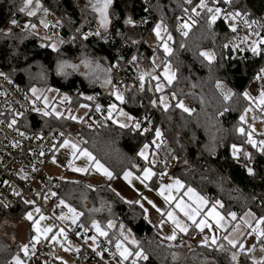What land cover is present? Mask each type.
I'll use <instances>...</instances> for the list:
<instances>
[{"label": "trees", "instance_id": "1", "mask_svg": "<svg viewBox=\"0 0 264 264\" xmlns=\"http://www.w3.org/2000/svg\"><path fill=\"white\" fill-rule=\"evenodd\" d=\"M113 1L116 20L105 41L101 35L97 37L99 26H95L94 20L84 17L75 0H39V7L36 0H32L26 8L24 0H0V73L10 77L31 97L41 101L40 96L33 95L32 89L54 88L60 94H66L70 104L76 107L82 103L92 104L93 99L88 97L100 94L108 86L114 77L109 64H114L119 59L118 55L122 60V64L118 65L124 66L126 78L137 84L140 72H129L128 61L134 51L140 53L145 45L140 44V40L153 29L154 18L147 13L144 0ZM127 6L134 9L133 21L137 27L132 29L135 30L132 34L125 33V29L129 30L124 22ZM195 7L194 1L189 3L187 0H162L158 7L160 20L167 27L165 34L170 33L172 37L169 40L172 51L168 54L176 72L172 83L160 94H153L148 82L150 77L145 72L140 73L145 80L140 91L148 101L152 102L155 95L166 91L170 95L171 104L166 109L159 107L165 118L125 86L122 107L134 118L141 117L144 125L150 124L149 130L145 132L142 126L133 130L135 121L128 127H121L107 114L92 128L80 129L81 147L106 164L115 176L127 169L140 173L147 163L139 152L144 144L152 141L156 129L160 128L163 146L159 151L166 160L152 164L156 173L150 184L156 187L161 183V172L171 166L172 160H176L179 168L174 173L183 182L184 188L192 187L211 201L218 200L224 213L236 214V221L246 208L256 210L247 197L257 198L264 208V152L259 150V144L253 147L248 143V131L243 134L237 131L243 126L240 117L244 109L253 104L254 99L248 89L264 62V43L256 44L260 49L258 55L251 51L253 43L262 36L251 38L254 41L247 40L248 29L244 21H251L256 13L264 11V0H233L234 10L242 14L238 17L242 23L235 31L222 20L209 25L207 10L200 9L199 15H196L192 12ZM22 8L25 10L21 11ZM28 11H33L34 15L29 16ZM22 16L28 17V27L17 26ZM51 17L54 20L48 23ZM140 18H144L145 24L138 23ZM13 19L17 21L12 24L14 28L4 32V26L11 24ZM182 19L191 24L187 35L177 30L178 25L185 22ZM41 21L52 28L50 34L58 37V46L53 45L50 37L32 29L33 24L43 28ZM93 28H97L94 33ZM255 30L261 31V27ZM129 37H133L134 41L126 40ZM149 48L146 47L147 57L153 53ZM83 49L89 53L88 57L83 54ZM201 52L213 53L214 59L209 61ZM86 58L92 63L86 73H81L79 65L83 69ZM61 63L64 67L59 69ZM218 81L220 87H217ZM245 91L250 99L243 95ZM181 100L197 107L184 111L177 106ZM71 117L67 113L57 116L38 111L18 116L16 125L25 132L43 134L57 126L66 129L75 127L78 121ZM259 137L264 140V132ZM233 144L239 149L247 146L243 150L250 154L249 166L242 165L238 153L233 155ZM178 156L180 160L175 158ZM204 156L210 158L211 163ZM248 168L253 169L251 174ZM76 176L77 179L53 178L59 198L81 214L75 231L82 229L86 233L84 237H87L95 232L92 222L96 221L107 230L104 239L115 244L130 230L138 243H129L133 255L126 261L134 258L137 264H264V260L253 261L249 252H241L233 260L238 246L228 244L223 237L216 245L193 248H187L178 241H168L145 218L144 207L119 196L109 179L92 185L88 181L89 172ZM21 204L11 214L16 213ZM109 221L114 222L113 227H109ZM20 249L18 244L5 245L0 238V264L12 262V257ZM141 250L147 259L134 256L136 251ZM45 264L66 263L49 259Z\"/></svg>", "mask_w": 264, "mask_h": 264}, {"label": "rangeland", "instance_id": "2", "mask_svg": "<svg viewBox=\"0 0 264 264\" xmlns=\"http://www.w3.org/2000/svg\"><path fill=\"white\" fill-rule=\"evenodd\" d=\"M91 1H93V0H75L76 4L80 8V10H82L84 13H87L88 11H91L90 9L94 8L93 5H95V4H93V2L91 3ZM109 8H110V5L108 6V12L110 11L111 16H113V13L111 12V9H109ZM51 20H54V18L52 17ZM138 23H140V22L138 21ZM157 23H161L163 26H166L163 20H158L155 24H153V26L155 27ZM8 25L9 26H6L3 28L4 32H6V33L10 32L14 28L12 24H8ZM26 25H29V23L27 22ZM33 25H35L34 28L32 27V29L34 31L38 32L42 36L50 37L52 42L54 41L53 45H55V47L59 45L60 41H59L58 37L53 35L54 33L50 34V32H53L52 28H50L49 26L40 28L36 24H33ZM163 36H164V38H163ZM161 37L163 39L158 40L153 29L151 30V32H147L140 40V44L144 43L145 45L142 47L140 53H138V55H136L137 59H138V57L143 58L145 60L148 59L146 47H150L157 54L159 53V50H161V52H162L164 50V48L162 47V44L164 41H166L168 44V47L171 48V46L169 44V40L167 39V35L165 34L164 31H161ZM249 39L254 41V39L247 37V40H249ZM260 39L261 38L257 39L256 42L260 41ZM259 44L260 43H257V45H259ZM84 50L85 49H83V54L86 55L85 57H88L89 53L85 52ZM157 54L153 55L154 56L153 60L155 62L158 61V59H159L157 57ZM165 54L166 53L164 52V55ZM165 60H167V65L169 66V73H174V78H175L176 72H175V69H174L172 62L168 58H166ZM84 63H85V65L84 64L82 65L84 67L83 69L81 68V65H79V68L81 70L78 68V70H80L81 73H86V71H88V66L92 63V61H90L88 58H86ZM109 65H110L109 66L110 68H112V66H116L114 64H109ZM164 71H165V67H164ZM156 74L158 76V79H160V81H161L160 82L161 87L164 85V88L169 86L174 79L173 78L171 83H169L168 80L165 79L163 71L159 72V73L157 72ZM114 77H115V73H114ZM114 77L111 79V82L108 84V86H106L104 88V90L110 86V84L114 80ZM122 88L124 89L125 85L120 80H116L113 82L112 88H108L109 89L108 92H110V94L114 97L112 104L116 105L117 109L118 108L123 109V111L125 113L130 115L122 107V103L124 101L121 102V101L117 100L115 95H113V90H114V92H119L124 96V92H123ZM262 89H264V88L260 87L257 84L256 80L252 83V86L249 87L248 91H250L251 95L253 96L254 101H253V104H250L245 108V109H248L247 112H245V109H244V112L242 114L244 116V120L242 121L243 126L240 127V128H243L244 130H246V132L247 131L251 132L253 140H255L257 142H258V140L259 141L263 140L262 138L259 137V135L264 132V107L261 104H259V99H258L260 96V91ZM35 90H36L35 93L32 91L33 95L40 96L42 98L41 101L43 104V108H42L41 112H43V113H47V114L51 113L54 115H57V113H59V115H62V113H67L69 115L71 114L72 117L74 116L77 118L74 120L79 121V120H81V118L84 114V111L87 107L85 105H88L86 103H82L79 107H76L77 105L74 106V105L70 104L69 99H65V97H67L66 94H60L59 91L54 89V88H50V89H44V88L43 89H41V88L36 89L35 88ZM165 93L166 92H164V96L166 98ZM33 98H35V97H33ZM153 100H155V99H153ZM67 102L70 104V106L76 108L75 112L70 111V109L66 106ZM180 102L183 103L185 108L193 110V105L191 103L189 105V103L186 100H181ZM88 107H89V105H88ZM154 107L156 109H159L160 106H157V104H155ZM59 115H57V116H59ZM112 117L116 121H119L120 124L121 123H126V124H130V125L132 124V122L128 121L126 116L119 115L118 113H116V111H114L112 113ZM160 132H161L160 137H156V134H155V135H153L152 141L149 143H146L149 145V147L147 149V160H145L143 157H141L147 163V165L145 167L151 168L152 172L154 173V175L148 180H143V169L145 167L142 169V171L140 173H138L137 171L132 170V169H127L124 171V173L126 171L132 173V176L130 177L131 183H129V181H126L124 179V173L121 175H117V176L112 174L111 178L103 175L102 172L96 170V168L93 166L92 162H90L87 159V157L79 155L80 151H82L83 149H86V148L81 147V140L77 139V137L74 134H71L66 139L71 141L73 144L77 145L76 156L75 157L73 156V149L71 148L70 145L65 146V147H61V145L64 143V140H63V142L60 145L61 148L59 147L60 151L58 153V158L55 159L57 169H56V167H54L55 161L50 160L51 162L50 161L48 162L49 166L47 164L43 174L44 175L47 174V176L56 175V176H60V177L61 176L67 177L70 173H72V175L82 174V173H87V172H90V174L99 173L104 179L110 180V184L113 187V189L124 200H126L128 202L139 201V204L142 205L143 207H145L146 209H149L148 204L152 205V206L154 204L156 209L164 210L166 202H164V197L161 196L160 192H159L162 184L158 185V187H153V185L150 184V182L153 181V178H154L155 173H156L155 168L152 165V164H154L153 161L157 162L159 160H166L164 158L165 156L162 157L163 154L159 153L160 148H162V146H163L161 129H160ZM144 145H143V147H144ZM241 148L246 149L247 146H241ZM240 150H242V149H240ZM93 157H94V155H93ZM175 158L180 160V156L175 157ZM69 161L72 162L71 166L69 165ZM175 162H176V160H172V164H171L170 168H172L174 166ZM100 163L103 164L112 173V171L108 168V166L106 164H104L102 161H100ZM60 167H62V169H64V170H66V173L64 172V170H58V168H60ZM74 168H86L87 171L78 172V171H74L73 170ZM102 177H98V178H102ZM136 177H140V179H137ZM95 178H97V177H95ZM96 180L94 178H91V179H89V182L90 183H96ZM142 180H143V182H141ZM176 180L181 181L177 176H175V173H173L171 183L169 184V185H172V187L170 189L166 188L164 190V192L169 193L171 200L174 199L175 195L179 194V192H178L179 190L175 186ZM181 183H183V182L181 181ZM182 185L184 186V184H182ZM183 186H182V188H183ZM56 187H57V184H56ZM256 199L257 198H255L254 200H256ZM60 201H61V199H58L57 201H55L53 203L50 200H46L45 198H43V203L45 204L46 209H43L40 205H37L36 203L33 202L34 204L30 205L26 211H22V215H20V217H24V219H23L24 223H22L21 228H17L15 226V223L17 220H12L15 218H11V217H15L14 214L7 215L5 219H1V217H0V238L3 240L5 245H17L18 244L19 247H21L24 244L29 245L27 255H25V253L23 251H21V249L15 255V256L18 255L24 261V264H45V262L49 259H58V260L66 263V264H88L86 261H80L77 259V253L76 252L79 249V244L69 235V233L67 231V229L75 231V227H76L75 225L79 219V216L76 219V222L73 223V221H72L73 213H71L69 211V208L65 206V205H69V204L66 203L65 201H64L65 202L64 204H61ZM148 201H152V204H150ZM37 208L40 209L39 212L36 211ZM72 208H74V207H72ZM256 211H258V210H256ZM76 212L79 213L77 210H76ZM148 212H150V211L148 210ZM28 213L32 214V217H33L32 220L27 219ZM41 216H43L44 219H40ZM37 221H39V224L37 226L40 229L43 230L46 228H51L52 230L50 232H47V234H39L38 235V233L36 232V229H34L32 227L33 224L36 223ZM113 226H114V222H112L111 227H113ZM28 227L31 228V234L29 237L27 236L28 238L25 240L23 236L26 233V230L28 231ZM60 229L64 230L63 234H61ZM104 231L106 232L107 230H104ZM77 233H79V235H77V236L79 238H82L81 232L75 231V234H77ZM36 235H38V239L36 241H33L32 237L36 236ZM89 235H90V237H88ZM53 236H56L57 239L52 240ZM88 236H87L88 238L84 237L83 240L87 245H89L92 248L96 247L97 241L101 237H103V238L106 237V236L99 235V233L96 230L93 234H88ZM92 237H95V242H93ZM117 240L121 241L123 246L127 247L131 252H132V250H131L129 243L132 242L133 240L137 241L133 235V232H131L130 230L126 231L125 237L119 238ZM117 240L115 241V244H116ZM37 243L43 244V248H44L45 253L43 255L34 257L33 252H34L35 248L33 249L32 245L34 244L36 246ZM91 245H94V246H91ZM136 258H138V257H136ZM104 261L106 262V264H120L121 257L119 255V251H117V254L112 258H104ZM125 261L126 260H124V262ZM124 262H123V264H124ZM89 264H91V263H89Z\"/></svg>", "mask_w": 264, "mask_h": 264}, {"label": "built area", "instance_id": "3", "mask_svg": "<svg viewBox=\"0 0 264 264\" xmlns=\"http://www.w3.org/2000/svg\"><path fill=\"white\" fill-rule=\"evenodd\" d=\"M162 0H144L147 13L154 18L155 24L158 20L162 19L158 7ZM188 1V0H187ZM196 3V11L200 10L197 5L200 0H191ZM210 7H219L222 12L218 16L217 20L224 21L229 27L230 23H235L236 27L242 23V19L236 18L232 20L229 18L225 20V14L228 12H236L233 8V0L230 3H225L224 0H208ZM144 18H140V23ZM29 22L27 16L20 18V24L23 26L25 22ZM186 21V19H184ZM248 37L256 38L257 36L264 37V11L256 13V17L247 20ZM255 21V23H253ZM261 27V31H256L255 28ZM230 28V27H229ZM97 28L92 29L94 33ZM179 32L183 33V29L178 28ZM113 73L116 74L114 79L122 81L126 86L134 90L139 96L142 93L139 90V86L142 84L140 81L135 84L129 81L123 70L124 66H112ZM197 106V105H193ZM43 104L39 99L32 98L25 93L14 81L4 75L0 78V209L3 210L1 219H5L9 215L13 208L18 207L24 198H29L34 203L40 205L43 209L46 206L43 204L41 197H45L47 200L54 201V197L58 195L55 182H52L50 176H43V172L51 160L52 155L56 151L57 147L65 140L70 134L76 133L81 127L90 128L98 123L104 115L101 112L106 107L100 105V111H97L92 106L86 111L83 119L73 129L67 130L61 127H53L48 132L43 134H33L22 130L16 125L18 116L27 113H34L41 111ZM38 109V110H37ZM163 118L164 115L159 109L154 110ZM15 120L16 123L12 124ZM142 126V129L149 128L150 124L144 125V120L141 117H136ZM9 124H12L9 127ZM23 133V135H21ZM244 153L245 150L238 152L239 161L242 165L249 166L250 159ZM204 155L203 153H201ZM217 155H215L216 157ZM205 159L210 162V158L204 156ZM211 163V162H210ZM179 168L178 163L172 168L163 169L161 178L164 184L168 185L173 173ZM44 178L42 185L37 188L36 182L38 179ZM24 179L26 181H24ZM7 181V183H5ZM20 195H16V193ZM55 193V195H53ZM257 208L259 206L255 204ZM262 216L264 214L260 213ZM71 236L75 237L79 242L81 249L77 251V258L81 261H88L93 264H106L103 257L113 256L117 252V248L114 244L108 242L106 239L101 238L97 241L95 248L90 247L84 241L77 238L75 234L70 232ZM43 247L41 244L37 245L36 254L43 253ZM99 253V255H97ZM10 264H13L11 262ZM125 264H132V261H127Z\"/></svg>", "mask_w": 264, "mask_h": 264}, {"label": "crops", "instance_id": "4", "mask_svg": "<svg viewBox=\"0 0 264 264\" xmlns=\"http://www.w3.org/2000/svg\"><path fill=\"white\" fill-rule=\"evenodd\" d=\"M92 2H93V4H97V0H93V1H91V3ZM113 6H114V1L112 0V3L110 4L109 9H111L113 16H111V13L109 11L108 12L109 22H108L106 27L101 26L100 14L94 8L90 9L91 11H88L87 13H84L81 10L84 17H87V19H92L96 22L95 26H99V31H98L99 35H101L100 37L105 41L107 39L106 34L109 32L114 21L116 20V17L114 15V11H113V9H114ZM133 10H134L133 7H130V6H127L125 9L126 15L124 18V22H125L126 26L129 28V30L125 29V33H131L132 34L135 32V30H133L134 31L133 32L132 29L137 27L135 22L133 21V17L135 16ZM129 19L132 21V23H126V21ZM51 21H52L51 19H48V23H50ZM130 28H131V31H130ZM99 35H97V37H99ZM163 38H164V36H163ZM126 40L134 41L133 37H129ZM149 49L152 50L151 48H149ZM135 52L136 51H134V54L131 56L129 61L127 60L128 61L127 67L129 68V72L135 71V72H140L141 74H142V72H145V74L150 77L148 82L150 83V86H151V89H150L151 92L153 94H156L155 92L160 94V92L164 91L165 88L163 85L161 87V91L156 90L157 84H160V82H161L160 79H156V78H158L156 73L157 72L159 73L162 71L164 72V67L167 64V60H165V59L168 58V54H165L166 55L165 56L164 50L162 52H161V50H159L158 54L153 51L152 55L150 57H148V59L145 60V59L140 58V57H138V59H137V57H136V60L133 61L132 57L138 55V53L137 52L135 53ZM154 54H157V57L159 58L158 61H156V62L153 60ZM117 57L119 59H117L115 61L114 65L122 64V60H120V55H118ZM140 73L137 74L138 79L141 77ZM144 81L145 80L143 79V82ZM122 90L124 92L123 88H122ZM113 93H114V90H113ZM166 93H165L166 98L164 96V92L161 93V95H155V101H156L157 106H161L162 108H164L163 104L160 103L161 97L164 98L165 103H167L168 106L170 105L171 97L167 91H166ZM122 104H124V102ZM85 106H87L85 109V111H86L88 108V105H85ZM113 120L116 121L114 118H113ZM132 123H133V121H132ZM117 124L121 125L120 123H117ZM128 126H130V124H128ZM59 147L57 148V150L53 154L51 161H53V160L55 161V159L58 158V153H59L60 148H61V147L60 148ZM160 154H162V153H160ZM162 157H164V155ZM160 161L164 162V160H160ZM157 162H155V163H157ZM48 166H49V163H48ZM54 167H56V169H57L56 161L54 162ZM58 170H64V169H62V167H60V168H58ZM64 172L66 173V170H64ZM89 174H90V172H89ZM50 176L54 179L55 178H57V179H77V176L72 175V173H70L67 177H62V176L60 177V176H56V175H54V176L50 175ZM95 177H97V178H95ZM98 177H102V176L99 173L90 174L88 176V181L91 178H94L95 180L97 179L96 183H91L92 185H99V184H102V183L107 181V179H104L103 177L102 178H98ZM160 184L166 185L163 183H158V185H160ZM158 185L156 187H158ZM189 188L193 189L194 192L188 193ZM178 190H179L178 191L179 194L175 195L174 199H172V200L170 199L167 202L164 199V202H166L164 210L157 211L156 207H153L152 205H149V204H148L149 209H146L144 207V210L145 209L147 210V212H145V216H147V220L156 227V229L160 232V234L165 239H167V237L172 234L173 229L175 227V225L172 223V221H170L167 217L168 212L171 211L182 223H184L188 226L187 232H180L177 229L176 230V238L174 240H171L172 242L178 241L181 243V245H183L187 248H193V247L199 246V245L212 246V245H216L221 240L222 237L224 238L227 236L229 239L236 240L235 245L230 244L234 247L238 246L234 252V254H236V257L241 252H249L250 258L253 261H256V262L262 261L261 258L264 257V250H262V249H264V237L257 238L256 233L253 232V228L256 227L255 220L260 217L256 210L248 207L243 211V213L240 215V217L236 221H234V219L231 216H229V213H224L221 210L220 202H219V204L216 203L218 200L211 201L210 198L206 197L205 195H202L201 193H199L198 191H196L192 187L184 188V186H183V188L179 187ZM186 193H188V194H186ZM166 194L169 196V193L165 192V195ZM197 197H203L204 200L207 201V203L203 204L200 207V215H198L196 217V223H199V221L201 219H205L207 221V224L210 225V227H205L203 231H200L199 229H197L194 226V224L192 223V221L188 220V218L184 215V212H182L180 210V208L177 207V203H182L184 205H190L192 208H195V207H197ZM262 199L264 200V195L262 196ZM25 201H31V200L28 198H25L23 203L21 204L20 208L16 211V213H14L15 217H11V218H15L12 220H17L15 223V226L17 228H21L22 223H24L23 222L24 217H20V215H22V211H26L30 205L34 204V203H31V204L25 203ZM214 205H215V211L218 212L220 214V216L223 217V220L221 221L222 226H220V227H217L216 220L212 216L208 215L209 210L212 209ZM148 210L150 212H148ZM249 212L252 213L253 215H251V216L246 215ZM246 221H247V223H246ZM260 227L262 230H264V225H261ZM249 233H251V234H249ZM30 234H31V228L28 227V231L26 230V233L23 236L24 239L26 240L30 236ZM88 237H90V235ZM205 237H208V242L206 244H202L201 241L204 240ZM213 237L216 238L215 244L212 243ZM225 241L228 243V240L225 239ZM37 244H41V243H37ZM37 244H36V246H37ZM240 244L244 245L243 249H241L239 247ZM36 246H35L34 251H36ZM91 246H94V245H91ZM249 249H251V251H249ZM9 264H10V262H9Z\"/></svg>", "mask_w": 264, "mask_h": 264}, {"label": "snow or ice", "instance_id": "5", "mask_svg": "<svg viewBox=\"0 0 264 264\" xmlns=\"http://www.w3.org/2000/svg\"><path fill=\"white\" fill-rule=\"evenodd\" d=\"M189 3H191V0H188ZM213 3H215V0H212ZM225 3H230V0H224ZM32 3V0H24V4H25V8ZM112 3V0H97V4L93 5L94 9L100 14V24L102 27H106L109 20H108V6ZM36 6L39 7V0H36ZM197 7H199L200 9H206L207 12L209 13V16H208V23L209 25L215 23V21L217 20L218 16L221 14L222 10L221 8L219 7H210L209 4H208V0H200L199 4L197 5ZM25 8H22L20 9L21 11H24ZM46 11V10H45ZM187 11V10H185ZM192 12L196 15H199V13L196 11V8H193L192 9ZM28 15L29 16H32L34 15V12L33 11H28ZM242 14L237 11V12H228L225 14V20L227 21L229 18H231L232 20H235L237 17L241 16ZM179 19V18H177ZM17 23V21L15 19L11 20V24L15 25ZM41 23H44L43 21H41ZM126 23H132V21L129 19L126 21ZM192 23H195V21H192ZM245 24H248V21L245 20L244 21ZM253 23H255V21H253ZM25 27H28V25H25ZM31 27H35V25H31ZM44 27H48V25L46 23H44ZM191 27V24L188 22V21H185L182 25H178V28H181L183 29V34L184 35H187L188 32H187V29H189ZM229 27L235 31L236 30V25L235 23H230L229 24ZM153 31L155 32L156 34V37L158 40H162L163 38L161 37V31H164L165 33H167V27L166 26H163L161 23H157L156 26L153 28ZM97 35H99V32L96 33ZM88 34L86 33L85 36H87ZM171 34L168 33L167 34V39L168 40H171ZM257 43H264V37H261L260 41L258 42H254L253 43V47L251 48V51L253 52V54H259L260 53V49L256 46ZM162 47L164 48V52L166 54L170 53L172 51L171 48L168 47V44L166 41L163 42L162 44ZM225 47H227V45H225ZM202 56H204L206 59H208L209 61H212L214 59V54L213 53H210V52H201L200 53ZM132 60H136V56H133L132 57ZM64 67V64L61 63L59 65V69H62ZM261 74H264V68H261L260 70V73L257 74V76L255 77L257 80H260L262 77H261ZM0 75H4L3 73H0ZM164 77L165 79L168 80L169 83H171L172 79L174 78V73H169V66L166 64L165 65V71H164ZM143 75H141L140 79L141 81H143ZM158 79V78H156ZM220 82L218 81L217 82V87H220ZM141 87H143V85H141ZM156 90L157 91H161V85L160 84H157L156 86ZM32 91L35 93V89H32ZM116 97L117 100L123 102L124 101V96L119 93V92H114L113 93ZM243 95L245 96V98H249V94L247 91H245L243 93ZM65 99H67V97H65ZM88 99H92V97H88ZM225 99L227 100L228 99V96L225 95ZM259 104L261 105H264V89H262L260 91V96H259ZM153 105L156 104V101L153 100L152 101ZM160 103L163 104L164 108L166 109L168 107V104L165 103V100L163 97H161V100H160ZM178 107H181V108H184V111H191L190 109L188 108H185L183 103L180 102L178 103L177 105ZM38 110V109H37ZM96 110L97 111H100V105H97L96 106ZM116 111L119 115H123V116H126L128 121L132 122V121H135L134 124H133V130L135 129H139L141 127V124L138 120H135L134 117L128 115L127 113H125L123 111V109H117V106L114 105V104H111L108 106V116L109 118H111L112 116V113ZM248 109H245V112H247ZM47 115V113H45ZM57 115H59V113H57ZM71 119H77L76 117H71ZM240 119L243 121L244 120V116L242 115L240 117ZM114 123H120L119 121H113ZM16 123L15 120L12 121V124ZM150 123V121H149ZM12 124H9V127L12 126ZM121 127H128V124L126 123H121ZM149 129L145 128L144 131L147 132ZM238 132H240L241 134L244 133V129L243 128H238L237 129ZM156 137H160L161 136V132H160V129L157 128L156 129ZM21 135H23V133H21ZM248 143H250L253 147H257V144H259V150L264 152V140H261L259 142L253 140L252 138V133L251 132H248ZM70 145L71 148L73 149V156L75 157L76 156V149H77V145L76 144H73L71 141L65 139L64 140V143L61 145V147H65V146H68ZM149 145L148 144H145L144 147L140 150L139 152V155L141 157H143L145 160H147V149H148ZM232 148H233V155L235 156L239 151L240 149L237 147V145L233 144L232 145ZM246 156H250L249 153H244ZM79 155L81 156H85L87 157V159L92 162L93 166L96 168L97 171H100L103 173V175L111 178L112 177V173L103 165L100 163L99 160H96L95 157H93L92 153H90L87 149H83L82 151H80ZM153 163H155V161H153ZM72 162L69 161V165L71 166ZM74 171H78V172H84V171H87L86 168H74L73 169ZM247 171L251 174L253 172V169L252 168H248ZM154 175V173L152 172L151 168L149 167H145L143 169V180H148L150 179L152 176ZM132 176V173L131 172H125L124 173V179L126 181H129V183H131V180H130V177ZM137 179H140V177H136ZM143 180L141 182H143ZM5 183H7V181H5ZM175 186L177 188L179 187H182V183L181 181L179 180H176L175 181ZM172 185H161L160 187V195L164 197L165 201H169L171 199L170 196L168 195H165V192L164 190L166 188H171ZM194 190L189 188L188 189V193H193ZM186 193V194H188ZM16 195H20L18 192L16 193ZM53 195H55V193H53ZM119 195V194H118ZM150 204H152V201H148ZM25 203H33V201H25ZM61 204H64L65 202L63 200L60 201ZM131 203V202H130ZM136 203H139V201H136ZM207 203L206 200H204L203 197H197V207L195 208H192L190 205H184L182 203H177V207L180 208V210L182 212H184V215L188 218V220L192 221V223L194 224V226L199 229L200 231H203L205 227H210V225L207 224V221L205 219H201L199 221V223H196V217L198 215H200V207ZM217 204H219V201L216 202ZM66 207L69 208V211L71 213H73V216H72V221L73 223L76 222V219L78 218L79 215H81L80 213H77L76 210L74 208H72L70 205H65ZM153 207H155V205L153 204ZM37 212L40 211L39 208L36 209ZM157 211H161L160 209H157ZM145 212H147V210L145 209ZM208 215L212 216L215 220H216V224H217V227H220L222 226L221 225V221L223 220V217L220 216V214L218 212L215 211V205L213 206L212 209L209 210L208 212ZM246 215H253L252 213H247ZM229 216H231L233 219H235V216L236 214L235 213H229ZM167 217L170 221H172V223L175 225L174 229H173V232L171 235H169L167 237V239L169 241L171 240H174L176 238V230L178 229L180 232H187L188 231V226L184 223H182L174 214L173 212L169 211L168 214H167ZM145 218L147 219V216H145ZM27 219L28 220H32L33 217H32V214L31 213H28L27 214ZM40 219H44L43 216L40 217ZM163 222V221H162ZM247 223V221H246ZM39 224V221H37L36 223L33 224V228L36 229V232L39 234H47V232H50L52 229L51 228H46V229H40L37 225ZM255 224H256V227L253 228V232L256 233L257 235V238H260V237H264V230L261 229V225H264V216H261L259 217L258 219L255 220ZM92 225L93 227L96 229V231L99 233V235L101 236H106L107 233L100 227V225L98 224V222L96 221H93L92 222ZM108 225L109 227L112 226V221H109L108 222ZM121 228H123V225H121ZM60 232L61 234H63L64 230L63 229H60ZM251 234V233H249ZM38 235L36 236H33L32 237V240L33 241H36L38 239ZM77 235H79V233H77ZM57 237L56 236H53L52 237V240H56ZM87 239V238H86ZM224 239L228 240V243L229 244H232V245H235L236 244V240L234 239H229L227 236L224 237ZM92 240L93 242H95V237H92ZM208 242V237H205L204 240L201 241L202 244H206ZM133 244H137L138 242L133 240L132 241ZM212 243L215 244L216 243V238L213 237L212 238ZM33 249L35 248V245L33 244L32 245ZM239 247L241 249L244 248V245L243 244H240ZM116 248H117V251H119V255L121 257V261H120V264H123L124 260H127L130 256L133 255V253L127 248V247H124L122 242L117 240L116 242ZM28 249H29V245L28 244H24L21 246V251H23L25 253V255L28 254ZM264 250V249H262ZM249 251H251V249H249ZM97 255H99V253H97ZM134 256L135 257H141L143 259H147V256L143 253V251H136L134 253ZM233 260L236 259V254H233V257H232ZM262 260H264V257L261 258ZM12 260L14 262V264H24V261L17 255V256H13L12 257ZM132 264H136V260L133 259L132 260Z\"/></svg>", "mask_w": 264, "mask_h": 264}, {"label": "bare ground", "instance_id": "6", "mask_svg": "<svg viewBox=\"0 0 264 264\" xmlns=\"http://www.w3.org/2000/svg\"><path fill=\"white\" fill-rule=\"evenodd\" d=\"M50 11H52L53 13H54V11L52 10V9H50ZM55 15H56V13H54ZM182 20H184V19H182ZM140 21V20H139ZM143 22H145L144 20H143ZM26 23L27 22H25V24L22 26L21 24H20V20H19V23H18V26L21 28V27H24L25 25H26ZM6 26H9L8 24L7 25H5L4 27H6ZM110 66V65H109ZM116 66H120V65H116ZM261 68H264V62H263V64L261 65V67H260V69H259V73H260V70H261ZM112 69V68H111ZM123 72H124V70H123ZM4 75H0V78L1 77H3ZM115 77H116V74H115ZM114 77V78H115ZM261 79L260 80H257L256 79V82H257V84L260 86V87H262V88H264V74H261ZM114 81H116V79H114L113 80V82ZM141 82L142 84L141 85H143V81H141V79L139 78L138 79V82ZM113 82L110 84V86L108 87V88H112V86H113ZM122 82V81H121ZM123 83V82H122ZM133 83V82H132ZM124 84V83H123ZM125 85V84H124ZM140 85V86H141ZM126 86V85H125ZM140 86H139V90H140ZM126 87H128V86H126ZM105 89V90H103L100 94H97V95H94L93 97H92V99H93V102H92V104H90L89 105V107H88V109L90 108V106H92L93 108H94V110L96 109V106L97 105H102V106H105L106 107V109L105 110H102L103 112H101V113H103V114H108V106L109 105H111L112 104V102H113V96L110 94V92H108L109 91V89ZM129 88V87H128ZM129 89H131V88H129ZM132 90V89H131ZM134 91V90H133ZM135 92V91H134ZM141 92V91H140ZM136 93V92H135ZM137 94V93H136ZM145 101H146V103L147 104H149L150 105V107L153 109V110H156V108L154 107V105L150 102V101H148L147 100V98H145L144 96H143V94L142 95H140ZM33 98V97H32ZM66 106L70 109V111L71 112H75L76 111V108L75 107H72V106H70V104L67 102L66 103ZM194 107V106H193ZM197 107V106H196ZM87 109V110H88ZM196 109V108H195ZM86 110V111H87ZM86 111L84 112V114H83V116H82V118H81V120L83 119V117H84V115H85V113H86ZM106 115H104L103 116V118L106 116ZM102 118V119H103ZM101 119V120H102ZM136 119V118H135ZM81 120H79L78 121V124L80 123V121ZM100 120V121H101ZM99 121V122H100ZM77 124V125H78ZM76 125V126H77ZM75 126V127H76ZM95 126V125H94ZM57 127H59V126H57ZM75 127H73V128H75ZM93 127V126H92ZM92 127H90V128H92ZM62 128V127H61ZM73 128H67V130H71V129H73ZM81 128H87V127H81ZM80 128V129H81ZM64 129H66V128H64ZM80 129L77 131V134L76 133H73L76 137H77V139H79V140H81V136L79 135V131H80ZM48 132V131H47ZM46 133V132H45ZM71 135V134H70ZM69 135V136H70ZM63 142V141H62ZM61 145V144H60ZM59 145V146H60ZM58 146V147H59ZM57 147V148H58ZM57 150V149H56ZM55 153V152H54ZM52 157H53V155H52ZM52 159V158H51ZM245 166V165H244ZM247 167V166H246ZM170 168V167H169ZM43 176H47V175H44V174H42ZM161 175H162V173L160 174V182L161 183H163L164 184V182L162 181V178H161ZM43 180H44V178H41V179H38L37 180V182H36V187L37 188H39L41 185H42V183H43ZM24 181H26L25 179H24ZM52 182L54 183V181L52 180ZM171 183V182H170ZM57 189V188H56ZM58 191V190H57ZM58 195H59V193H58ZM58 195H56L55 197H54V201H51V202H55V201H57L58 199H60L59 198V196ZM43 198H45V197H41V200H42V202H43ZM25 199V198H24ZM24 199H23V201H24ZM29 199V198H28ZM46 199V198H45ZM247 199H248V201L254 206V208L256 209V210H258L260 213H262V214H264V208L260 205V203H259V201H258V199H256V200H253V199H251L250 197H247ZM47 200V199H46ZM44 204V203H43ZM255 204H257L258 206H259V208H257L256 206H255ZM38 205V204H37ZM45 205V204H44ZM15 208H17V207H15ZM15 208H13L11 211H13ZM2 214H3V210H2ZM1 214V215H2ZM11 214V213H10ZM1 215H0V217H1ZM78 230H82V229H78ZM77 230V231H78ZM67 231H68V233H69V235L71 236V234H70V232H72L73 234H75V231H73V230H69V229H67ZM83 231V230H82ZM82 231H80L81 232V234H83V237H84V235H86V233L84 234V231L82 232ZM75 236L77 237V238H79L78 236H77V234H75ZM78 244H79V242L76 240V238L75 237H73V236H71ZM79 239H81L82 241H84L83 240V238H79ZM101 239V238H100ZM107 240V239H106ZM108 242H110V243H112L111 241H109V240H107ZM113 244V243H112ZM38 245V244H37ZM42 245V244H41ZM115 246H116V244H114ZM42 247H43V245H42ZM36 248H37V246H36ZM81 249V246H80V244H79V249L78 250H80ZM43 250H44V248H43ZM77 250V251H78ZM45 253V251L43 252V253H41V254H36V252L34 253V257H37V256H39V255H43ZM77 253V252H76ZM117 254V252L113 255V256H115ZM113 256H109V257H103V260H104V258H112ZM78 259V258H77ZM79 260V259H78ZM81 261V260H80ZM128 261H132V260H128ZM86 262H88V261H86ZM105 262V261H104ZM127 261H125V263H126ZM11 263V262H10ZM14 263V262H13ZM88 263H90V262H88ZM106 263V262H105ZM124 263V264H125ZM91 264H93V263H91Z\"/></svg>", "mask_w": 264, "mask_h": 264}]
</instances>
